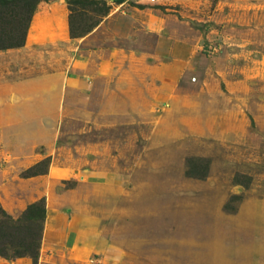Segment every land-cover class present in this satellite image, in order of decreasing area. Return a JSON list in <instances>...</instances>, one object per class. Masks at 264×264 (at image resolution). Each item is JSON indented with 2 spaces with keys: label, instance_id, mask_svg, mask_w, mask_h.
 I'll use <instances>...</instances> for the list:
<instances>
[{
  "label": "rangeland",
  "instance_id": "374dc122",
  "mask_svg": "<svg viewBox=\"0 0 264 264\" xmlns=\"http://www.w3.org/2000/svg\"><path fill=\"white\" fill-rule=\"evenodd\" d=\"M95 1L80 42L0 22V207L63 217L36 264H264V0Z\"/></svg>",
  "mask_w": 264,
  "mask_h": 264
},
{
  "label": "crops",
  "instance_id": "0c3cea01",
  "mask_svg": "<svg viewBox=\"0 0 264 264\" xmlns=\"http://www.w3.org/2000/svg\"><path fill=\"white\" fill-rule=\"evenodd\" d=\"M109 3L111 0H106ZM129 0H123V3H126ZM135 2H141L144 0H134ZM112 14V13H111ZM110 16L107 15V17ZM106 17L103 21H101L97 26H95L91 31L86 33L81 38H70L69 34V27H68V11L65 6V2L62 0H53V1H40L36 9L31 17L26 38H25V48H33V47H39L42 45H54L57 43H65L68 41H82L86 39L87 37L96 36L98 35L100 37L101 33H103L104 28L102 27V24L104 23ZM110 28V33H122L126 34L129 33L131 28H115V31ZM99 39V38H97ZM92 54L95 57L97 72L95 71V77L96 79H103L108 78L110 74L113 72V68H115L117 64V60L123 59V56H125L124 49L118 48L115 45L108 44H96L94 47H92ZM81 59H83V55L80 53H77L75 55V60L78 62ZM45 201V200H44ZM46 215L45 220L43 224V232H42V238H41V251H40V257L42 258L43 250L46 248L45 245L49 242V238L51 237V242L53 243L55 236H51V225L57 226L60 219H62V216L55 215L53 216L52 212H50V209L48 207L46 208ZM51 218H55L56 220H59L58 222L54 221L52 222ZM52 222V223H51ZM64 226V225H62ZM61 226V227H62ZM55 242V241H54ZM0 264H32V260L30 257L24 256L15 258L13 260H7L2 257H0Z\"/></svg>",
  "mask_w": 264,
  "mask_h": 264
},
{
  "label": "trees",
  "instance_id": "16d2710c",
  "mask_svg": "<svg viewBox=\"0 0 264 264\" xmlns=\"http://www.w3.org/2000/svg\"><path fill=\"white\" fill-rule=\"evenodd\" d=\"M42 0H0V22L6 19L10 22L24 20L20 10L26 5L29 8V14L26 17V31L28 29L31 17L36 9L37 4ZM80 2L96 3L95 0H67L69 9V34L72 38L82 36L84 33H75L72 27L71 15L76 12L74 5ZM105 6L106 14L110 6L102 0ZM21 8V9H20ZM25 29V28H24ZM92 29V28H91ZM89 29V31L91 30ZM25 31V35H26ZM24 36L20 41L1 44L0 48L14 47L21 45ZM46 209L44 198L29 204L22 213L16 217H11L3 208L0 207V257L13 260L15 258L28 256L32 264H36L42 238L43 224L45 220Z\"/></svg>",
  "mask_w": 264,
  "mask_h": 264
}]
</instances>
